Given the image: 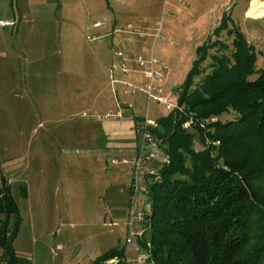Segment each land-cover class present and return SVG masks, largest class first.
I'll return each instance as SVG.
<instances>
[{
  "label": "rangeland",
  "instance_id": "374dc122",
  "mask_svg": "<svg viewBox=\"0 0 264 264\" xmlns=\"http://www.w3.org/2000/svg\"><path fill=\"white\" fill-rule=\"evenodd\" d=\"M61 1L66 2L0 0V19L17 20L13 27H0V185L10 174L19 179L10 183L21 214L14 247L29 256L30 262L24 264H92L102 253L124 245L129 254L136 245L141 249L138 254L151 256L146 221L153 202L148 189L155 179L138 177V192L143 196L130 219V204L135 203L131 198L135 191L129 188L132 169L112 162L128 155L122 143L129 134L112 133L110 121L124 119L111 120L104 114L116 113V102H128L135 104L131 114L137 119L167 115L171 110L149 100L140 87L154 82L168 103L177 104V89L200 47L219 37L230 42L226 29L221 36L214 32L223 17L230 27L240 26L257 52V68L264 69V16L253 20L259 15L249 12L253 4L264 6V0H154V6L136 7L140 21L124 24L128 31L143 27L148 32L139 46L132 40L120 42L128 31L90 41L85 27L103 19V14L90 7L87 18L80 2L77 6ZM124 45L140 51L129 53ZM116 52L119 56L127 52L133 61L137 54L153 55L159 60L156 68H166L165 75L153 80L139 65L141 80L131 81L123 69L116 72L114 84L105 68L116 59ZM119 79L127 80L126 84ZM96 101L102 104L100 109H95ZM186 122L184 127L192 130ZM199 124L205 127L202 121ZM103 144L106 149L99 150ZM205 144L219 146L221 140L206 137V142L197 139L194 146ZM162 152L157 165L168 159L163 148ZM23 185L28 186V198L20 193ZM131 226L142 232V240L127 244ZM137 256L131 259L136 261ZM116 257L123 258H112Z\"/></svg>",
  "mask_w": 264,
  "mask_h": 264
},
{
  "label": "trees",
  "instance_id": "16d2710c",
  "mask_svg": "<svg viewBox=\"0 0 264 264\" xmlns=\"http://www.w3.org/2000/svg\"><path fill=\"white\" fill-rule=\"evenodd\" d=\"M225 29L230 42L219 37L200 47L177 89V108L156 120L165 131L154 132L168 155L161 179L148 189L156 264H264V69L240 26L223 17L214 32ZM216 45L219 51L210 53ZM206 137L221 144L194 146ZM20 189L27 196V187ZM0 214V264L29 263L14 247L21 214L5 178ZM124 254L125 247H113L92 264Z\"/></svg>",
  "mask_w": 264,
  "mask_h": 264
},
{
  "label": "crops",
  "instance_id": "0c3cea01",
  "mask_svg": "<svg viewBox=\"0 0 264 264\" xmlns=\"http://www.w3.org/2000/svg\"><path fill=\"white\" fill-rule=\"evenodd\" d=\"M260 1H262V0H260ZM68 2H70L71 4L75 3V5H77L80 2L79 4L84 5V7H86L85 12L87 14V18H88V13L90 11L89 10L90 7H94V9H98L99 12L103 14V17H104L103 19L94 20L93 23L87 24L85 27V34L87 35V37H88V35H90L89 33L92 30V31H95L96 33H98L97 35L95 33H92L96 37L95 40H100V41L104 40V38L108 37L109 35L110 36L113 35L115 32L125 33V31H128V29L126 30V28H125L126 26H124V24H126L125 22L133 23V19H134V21H136L137 19L140 21V19H139L140 15H139L138 9H136V7H140V6H144V5L154 6V4H155L154 0H66V2H62V3L64 4V3H68ZM260 6H261V3L258 5L257 4L252 5V8L249 12H251V14L253 13L254 16L259 15L258 17H253L254 18L253 20L260 19L264 16L263 8ZM148 13H150V12H148ZM246 16L249 18V15L247 14V12H246ZM12 20H14L15 23L17 24L16 19H12ZM97 21H101V25L94 26V23ZM142 28H137L133 32L128 31V33L124 39L120 38V42L122 44L123 43L128 44L127 40L128 41L132 40L133 42L136 43L137 46L141 45L144 42L146 35L148 34V32H146V30H144V28L141 31ZM137 34L141 35L142 38L137 39L135 37ZM142 34L145 36H143ZM90 36H92V35H90ZM89 40L94 41L92 39H89ZM124 47L126 50L128 49L129 53L140 51L139 48H138V50L134 51L133 47L129 48L125 45H124ZM115 54H116L115 55L116 59L114 57V59L112 60L111 66L109 67L110 69L105 68V70L110 72V77L112 78V82L114 84H116L118 82V79H116V72L118 70L123 71V66H122L123 63L126 65V67L128 69V71L124 70L122 72L123 74L130 75L132 77L131 81L141 80V77L138 75V74H140V71L138 70L139 64L136 61L132 60V57L130 56V54H127V52H124L123 55H125L127 57L126 60L122 59L121 56L117 55V52ZM140 55H143L146 58L153 57V55H146V54H140ZM129 67L131 68V70H129ZM119 81H121L122 83H125V84L127 82V80H124V79L123 80L119 79ZM124 93H126V94L129 93V89H125ZM95 103H96L95 109H97L98 107H99L98 109H100V106H102V104L101 103L99 104L98 101H96ZM106 104H107V102H106ZM134 105L135 104H129L128 102L123 104V105L120 102H116V106H115V108L117 109L116 112H120L122 114V120L123 119L124 120L118 121V122L110 121L113 123V125H112L113 130H111L112 133L114 131H117L119 133H128L129 134V137L126 140H124V143H122V145L128 147V148H126V150H124V152L128 151L126 153H128V155H131V156H133L137 153V151L139 149L140 142H141V133L137 128V123L142 122L145 119V118L143 120L137 119L134 117L133 114H131V112H132L131 110H133ZM104 117H105V114H104ZM157 119H155V120H157ZM111 120H115V119H111ZM101 130L104 131V129H101ZM102 146L99 147L100 148L99 150L106 149L105 144H103ZM128 155H125V156H128ZM131 156H129V157H131ZM112 162H113V159H112ZM122 166L125 168H128L124 165H122ZM4 178L9 183H12V182L19 180V179H15L14 176H12L11 174H10V176H8V178H6L5 176H4ZM143 183L146 184V182H143ZM26 187H27V196H25L24 198H28V195H29L28 186H26ZM127 244H134V243H127ZM134 246H135V248H134V251L132 254H129L127 251H125V254L122 257H129V258L134 259L138 255V252L141 250V249H138L136 247V245H134ZM122 247H125V245ZM104 262L106 264H135L134 260H132L130 262H125L124 260H121L117 263H113V262L110 263V261H108V260H106Z\"/></svg>",
  "mask_w": 264,
  "mask_h": 264
},
{
  "label": "built area",
  "instance_id": "2783aa9c",
  "mask_svg": "<svg viewBox=\"0 0 264 264\" xmlns=\"http://www.w3.org/2000/svg\"><path fill=\"white\" fill-rule=\"evenodd\" d=\"M15 24V21L12 19H0V27H10ZM101 25V21H97L94 23V26ZM89 39L95 40L96 37L94 35L90 36L88 35ZM121 55V53H120ZM122 59H125L126 56L122 55ZM134 61H136L139 65H141L143 68H145L146 75H150L153 80L158 78H163L166 72V68L164 66H161L160 68H156V62L159 60L155 59L154 57L146 58L143 55H135ZM123 69L125 71H128L126 65L123 63ZM142 90L147 92L149 100L156 101L157 103H160L161 105H164L167 109H173L176 108L178 105H172L171 103H168L166 98L162 94V90L158 85H156L154 82L147 83L140 87ZM105 116L108 119H113L115 117H121L122 114L120 112H112L108 111ZM188 123H191L187 121ZM186 122V124H187ZM159 124L156 120H153L149 117L145 118L142 122L137 123V128L141 133V142L139 145V149L137 153L131 157L129 156H122V157H114L113 162L116 164H122V165H129L132 169L133 173V179L132 182L129 185V188L135 191V194L131 196V198L135 201L132 204H130L131 212H130V219L134 218V213L136 212V202L140 201L141 196H143V192L139 193V180L138 177L140 175L144 176V178L149 179L150 177H153L155 181H158L161 179L162 174L160 172L161 167L165 164V162L168 161V159L165 160V162L161 164L159 163V158L163 154L161 144L158 143L157 135L154 132V129L158 127ZM145 192V190H144ZM148 201L145 200V206H148L146 204ZM130 219L128 223H130ZM133 220V219H132ZM132 223V221H131ZM131 231L129 232V236L127 237L126 241L127 243H138L140 240H142V232L141 231H135L133 226H131ZM148 247H151V243L148 242ZM118 260V261H117ZM121 260H124L125 262L132 261L129 257H123L119 260V258H111L110 262H119ZM136 264H155L154 261L151 259L150 253L148 255V252L139 253L136 261Z\"/></svg>",
  "mask_w": 264,
  "mask_h": 264
},
{
  "label": "water",
  "instance_id": "95a60500",
  "mask_svg": "<svg viewBox=\"0 0 264 264\" xmlns=\"http://www.w3.org/2000/svg\"><path fill=\"white\" fill-rule=\"evenodd\" d=\"M158 129H159V131H161V132H164V131H165L163 125H159V126H158ZM150 200L152 201V198H150ZM149 217H150L149 214H146V215H145V218H149Z\"/></svg>",
  "mask_w": 264,
  "mask_h": 264
},
{
  "label": "bare ground",
  "instance_id": "6f19581e",
  "mask_svg": "<svg viewBox=\"0 0 264 264\" xmlns=\"http://www.w3.org/2000/svg\"><path fill=\"white\" fill-rule=\"evenodd\" d=\"M263 4H261V7L264 9V6H262Z\"/></svg>",
  "mask_w": 264,
  "mask_h": 264
}]
</instances>
